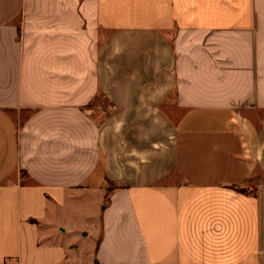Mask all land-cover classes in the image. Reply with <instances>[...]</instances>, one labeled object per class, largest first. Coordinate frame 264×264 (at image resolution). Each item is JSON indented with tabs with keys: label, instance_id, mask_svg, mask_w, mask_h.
Segmentation results:
<instances>
[{
	"label": "crops",
	"instance_id": "obj_1",
	"mask_svg": "<svg viewBox=\"0 0 264 264\" xmlns=\"http://www.w3.org/2000/svg\"><path fill=\"white\" fill-rule=\"evenodd\" d=\"M0 264H264V0H0Z\"/></svg>",
	"mask_w": 264,
	"mask_h": 264
},
{
	"label": "rangeland",
	"instance_id": "obj_2",
	"mask_svg": "<svg viewBox=\"0 0 264 264\" xmlns=\"http://www.w3.org/2000/svg\"><path fill=\"white\" fill-rule=\"evenodd\" d=\"M102 102H101V100H100V98L98 97V100L97 101H94V103H92V106L93 105H99V104H101ZM93 108V107H92Z\"/></svg>",
	"mask_w": 264,
	"mask_h": 264
}]
</instances>
